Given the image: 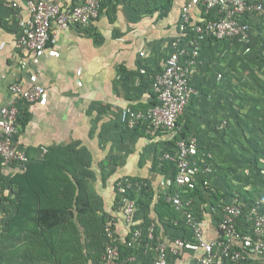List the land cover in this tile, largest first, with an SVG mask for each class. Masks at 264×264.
Listing matches in <instances>:
<instances>
[{
  "label": "crops",
  "instance_id": "crops-1",
  "mask_svg": "<svg viewBox=\"0 0 264 264\" xmlns=\"http://www.w3.org/2000/svg\"><path fill=\"white\" fill-rule=\"evenodd\" d=\"M54 1L62 4L73 2ZM103 1H106V6H101L96 20L85 27L59 31L43 54L28 57L16 47V40L23 31L24 20L28 15L24 0H0V110L10 100L9 86L17 75L28 83L36 81V73L39 74V82L49 93L45 100L25 110L29 121L23 129L21 127L18 139L27 150L29 164L40 162L55 166L59 165L64 156L71 159L73 155L75 158L71 152L72 145L85 155L88 165L93 163L98 173L101 165L115 162L110 166L112 172L115 170L111 178L112 188L108 187V190L104 186L100 187V198L95 192L97 190L90 191L97 208L95 213L100 231L103 233L102 238L98 239L101 240L99 261L93 255V258L87 257L84 264H103L107 224L112 223L123 239L131 235L117 193V183L121 176L135 177V180L147 183V188H142L147 189L145 197L142 189L132 193L137 201V222L142 223L143 218L155 220L159 234L166 240L170 237L160 222L163 217L159 213L162 209L169 216L167 210L170 207L176 211L162 196L167 179L171 177V167L162 159L163 152H169L172 145L171 134L152 135L127 129L121 121V112L126 105L147 108L152 102L151 75L160 69L168 54V44L178 31L181 6L189 0H174L169 14L164 18L159 17V11H153L159 0L153 5L149 16L141 15V10L136 12L133 9L134 6L149 3V0H133V5L129 3L132 0ZM116 1L119 3L116 4ZM14 2H18L17 8ZM112 4L118 8L111 10ZM216 45L225 48L223 43L216 41L204 45L203 62L195 78L201 94L180 119L181 131L187 130L189 136L201 140L210 135L206 130L207 124L205 126L201 122L203 125L194 129V122L188 119L195 107L208 101V88L205 86L215 91L223 89L222 86L210 84L209 78L205 77L208 74L204 72L207 65L205 57L210 48ZM143 51L146 56L141 55ZM227 124V119L223 118L220 126ZM101 133L114 141L107 150L113 152L110 160L107 151L98 152L101 139L97 136ZM201 143L208 149L203 140ZM89 152L93 161L89 158ZM0 163V175L8 181L13 171H16V165ZM12 192L9 188L5 195L13 199ZM150 194L154 195L153 201H150ZM157 203L161 204V209L157 208ZM49 210L56 216L65 213L64 218L68 219L71 204L65 207L51 206ZM17 212L18 209L10 202L0 203V264H71V236L67 233L71 226L68 227L62 219L54 222L56 216L51 218L48 227L41 226L36 215H31L34 211L27 218L21 216L19 224L11 226V219ZM177 213L180 217V213ZM207 223L209 236H215V221L211 218ZM170 232L175 234L180 231L170 228ZM124 251L127 264H152V258L146 256L140 248L126 247ZM170 264H198L197 252L188 250L176 258L171 257Z\"/></svg>",
  "mask_w": 264,
  "mask_h": 264
},
{
  "label": "built area",
  "instance_id": "built-area-1",
  "mask_svg": "<svg viewBox=\"0 0 264 264\" xmlns=\"http://www.w3.org/2000/svg\"><path fill=\"white\" fill-rule=\"evenodd\" d=\"M28 15L16 47L32 57L43 54L59 31L85 27L99 17L102 0H73L62 4L54 0H24ZM18 7V2L13 3ZM264 14L261 0H189L181 6L178 31L168 44L159 70L151 75L152 102L147 108L126 105L121 121L127 129L152 135L171 134L169 152L162 159L172 167L162 196L180 217L164 216L160 222L170 237L163 238L158 223L143 218L138 223L137 201L131 195L147 188L143 181L119 180L121 210L131 235L123 239L112 223L106 225L103 264H127L124 248H140L152 264H170L188 250L197 252L198 264H264V192L245 196L239 193L218 204L207 196L203 202L193 192L207 194L213 168L195 136H183L179 120L199 96L196 75L203 62L204 45L221 42L226 49H241L253 38V20ZM146 56V52L141 53ZM36 81L25 83L21 76L9 86L10 100L0 110V161L4 165L26 167L27 150L19 143V117L27 107L49 95ZM38 78V80H37ZM208 218V219H207ZM215 221L216 235L209 236L208 220ZM170 228L180 232L169 233ZM190 234H186V229Z\"/></svg>",
  "mask_w": 264,
  "mask_h": 264
},
{
  "label": "rangeland",
  "instance_id": "rangeland-1",
  "mask_svg": "<svg viewBox=\"0 0 264 264\" xmlns=\"http://www.w3.org/2000/svg\"><path fill=\"white\" fill-rule=\"evenodd\" d=\"M133 2V0L129 2L130 5H133ZM155 2L157 0H149V3L139 7L134 6L133 9L136 12L141 10V15L149 16ZM102 3L103 8L104 4L106 6V1ZM117 3L119 1H116ZM116 8H118L117 5L112 4L110 9ZM205 58L208 59L205 60L207 65L204 71L208 77H205L209 78L210 84L222 86L223 89L215 91L205 86L208 92L204 93L209 102L205 101L197 108L195 107L188 121L194 122V129L201 127L203 125L201 122H204L205 126L207 124L206 130L210 135H206L202 140L208 149H205L200 138L198 142L203 146L201 149H204L205 160L210 161L213 168L211 174L213 181H217V185L225 189H232L231 181L233 180V183L236 182L239 186L245 185L254 192L264 190V14L254 18L253 38L246 46L237 50L212 46ZM223 118L227 119L228 124L221 127ZM195 131L198 132V130ZM97 137L101 139L98 152H106L110 143L114 144V141L105 138V134L101 133ZM71 152L75 154V158L70 163L69 170L64 169L67 173L65 176L68 178L66 183L71 190H66L67 198L64 197L65 201L62 203V205L71 204V215L65 219V213L60 216L54 214L56 216L54 222L62 219L68 227L71 226V232L69 230L67 232L68 236H71V264H84L87 257L93 258L95 255V259H98L101 249V240L98 239L102 238L103 233L100 231L95 213L97 208L90 191L97 190L95 192L100 198L102 197V194H99L100 187L112 188L111 178L115 170L113 169L112 172L110 166H113L115 162L101 165L100 173H98L93 163L90 162L88 165L85 155L83 156L82 152L73 145ZM108 153L111 156L108 158L110 160L113 158V152ZM89 155L93 161L91 152ZM15 167L17 169L13 171L8 181L0 175V203L12 204L18 196L15 191L12 192L13 199L5 195L10 188L11 178L21 170H25L23 166ZM119 179L136 182L135 177L130 178L126 175ZM117 193L119 194L118 190ZM143 193L145 197V192ZM150 196V201H153L154 195L150 194ZM157 208L161 209L160 203H157Z\"/></svg>",
  "mask_w": 264,
  "mask_h": 264
},
{
  "label": "trees",
  "instance_id": "trees-1",
  "mask_svg": "<svg viewBox=\"0 0 264 264\" xmlns=\"http://www.w3.org/2000/svg\"><path fill=\"white\" fill-rule=\"evenodd\" d=\"M174 0H159L153 8V11H159V17H166L172 6ZM263 1V0H261ZM201 91V90H200ZM195 98L188 110L192 108L193 103L196 101ZM29 121V115L26 111L19 117V122L21 124L22 129L26 126ZM181 124L179 120V125ZM229 127V126H228ZM183 136L187 137L190 133L187 130H182L180 132ZM203 148L202 144H200ZM61 162L59 165L48 166L46 163L40 162H32L28 163L25 170H21L18 172L13 178L10 180V188L16 192L18 195L16 199L12 202L13 207L15 206L18 209L17 214L11 219V226L14 223L20 222L21 216L29 217L31 215H36V220L41 226H49L51 224V218L54 216L52 212H50L49 207L51 206H67L69 203H63L65 198V190L69 188L67 186L68 178L65 176V170L69 169L70 163L74 160L73 155H71V162L69 158H61ZM171 167V166H170ZM172 170V167H171ZM211 179V185L207 190L210 192L209 194L202 188H197L195 192H193L194 196H198L202 199L203 202L207 201V196L212 197V203L218 204L222 199L230 198L235 195V193H239L245 196H252L255 193L264 192L263 189L255 190L248 188L245 185L239 186L231 181L232 189H225L221 186L217 185V181H213ZM70 181V180H69ZM224 184V182H221ZM142 192H146L147 189H142ZM64 193V194H61ZM160 211V210H159ZM169 212V216L173 218H177L179 215L176 211H174L171 207L168 208L167 213ZM164 210L160 211V215L162 217L166 216ZM19 220V221H18ZM186 234H190V230L187 228L185 230Z\"/></svg>",
  "mask_w": 264,
  "mask_h": 264
}]
</instances>
